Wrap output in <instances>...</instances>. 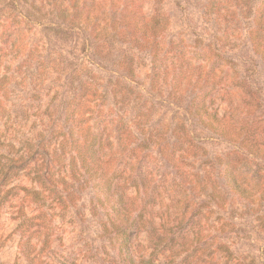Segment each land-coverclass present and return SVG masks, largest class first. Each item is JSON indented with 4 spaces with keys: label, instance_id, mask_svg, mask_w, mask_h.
<instances>
[{
    "label": "rangeland",
    "instance_id": "374dc122",
    "mask_svg": "<svg viewBox=\"0 0 264 264\" xmlns=\"http://www.w3.org/2000/svg\"><path fill=\"white\" fill-rule=\"evenodd\" d=\"M67 1L0 0V7L7 3L17 8L0 10V24L9 22L21 32L18 37L7 31L0 35V87L7 90L0 99L14 103L19 116L32 119L39 101L41 108L50 102L51 112L57 98L50 97L55 90L60 93L57 75L69 65L59 61L58 53L103 72L87 54L92 48L83 52L84 32L63 38L37 24L57 21L53 7ZM76 1L91 17H107L117 26L109 32V59L121 69L132 56L139 88L149 90L155 82L150 80L151 53L163 77L158 80L160 100L150 99L153 142L140 145L143 157H132L129 170L133 175L136 166L142 176L137 186L128 180L124 186L134 201L131 214L138 216L137 223L127 244L119 245L112 234L102 232L106 222L101 208L90 209L91 190L66 196L67 185L45 186L37 197L15 199L0 208V264H264V154L251 157L245 152L253 142L264 149V70L245 34L253 9L264 0ZM208 2L221 12L214 22L203 14ZM36 9H51V14L42 17L32 12ZM149 15L157 17L158 25L142 38L138 26ZM87 55L93 64L85 60ZM251 60L256 62L254 73ZM121 87L120 80L114 93L104 80L97 87L105 92L100 104L110 116L114 110L108 106L121 100ZM90 89L87 97L93 104L100 94ZM140 95L147 98L144 92ZM202 100L237 133V141L221 139L197 120L193 108ZM147 137L134 127L130 145ZM172 157L179 158L166 161ZM228 165L233 175L224 173ZM232 176L247 188L259 184L251 189L253 198L228 189L225 183Z\"/></svg>",
    "mask_w": 264,
    "mask_h": 264
},
{
    "label": "trees",
    "instance_id": "16d2710c",
    "mask_svg": "<svg viewBox=\"0 0 264 264\" xmlns=\"http://www.w3.org/2000/svg\"><path fill=\"white\" fill-rule=\"evenodd\" d=\"M76 3V0H68L54 6L53 12L57 21H41L37 24L42 26L43 30L52 29L58 37L63 38L70 37L76 32H84L87 37L83 36V52H88L89 47L92 48L87 54L96 58L95 68L103 72L98 73L82 61L72 62L63 53H58L62 56L59 57V61L69 65L64 66L57 75L60 93L55 90L51 95L50 101L57 99L50 113L48 112L50 102L45 103L41 108L42 103L39 101L32 119L29 118L30 115L19 116L14 103L0 99V208L15 199L21 200L26 196L37 197L42 194L45 186L56 188L57 185H61L66 188L67 185L69 189L65 190L66 196H70L75 191L89 189L94 197V205L90 209L101 208L105 215L107 225L103 224L102 232L112 234L119 245H125L128 242V232L136 226L138 216L131 214L134 201L126 196L124 186L127 180L131 185L137 186L136 182L142 176L136 166L133 175L129 174V170L134 160L132 157H139L138 160L143 157L144 153L141 154L139 151L140 145L149 147L153 142L149 137L152 128L149 120L150 109L154 105L150 99L153 98L156 102V99L160 100L162 96L158 82L161 75L153 62L155 53H151L150 80L155 82H151L149 90L139 88L131 66L132 56L127 58L126 66L121 69L116 61L109 59L108 45L112 40L109 32L117 30V26L108 23L107 17L106 19L91 17L92 12L85 11L84 7ZM29 6L32 8L31 4ZM212 6L213 3L209 2L207 6L205 5L206 10L203 14L206 16V21L214 22L212 18L221 15L219 9ZM44 8L43 6L41 9ZM14 9L17 10L14 4L7 3L0 7V10H5L6 13ZM41 9L32 12L41 14L42 17L51 14V9L46 11ZM229 13L232 17L236 15L233 9ZM156 18L149 15L140 22L138 31L142 38L147 32H152L156 28L158 25ZM6 31L16 37L21 34L12 27L11 23L4 21L0 24V35ZM245 34L253 53L260 58L264 70L263 2H259V5L253 9ZM49 54L47 53L46 56L48 57ZM88 55L85 60L93 64V59H87ZM102 61L107 64H101ZM255 65L256 62L251 60L250 72H255ZM29 75L33 76L31 73ZM102 80L111 85L113 93L119 80L122 83L119 89V92L123 91L120 93L121 100H115L112 107L108 106L109 109L114 110V115L111 116L106 114L108 113L106 109L105 112L103 111L100 104L102 93L105 92L97 87L101 85ZM92 84L95 87H92ZM90 88H93V91L99 90L100 94V97H97L99 100L93 104L87 97V93L92 90ZM179 90L181 88L177 91ZM6 91L0 87L2 94ZM31 92L33 94L34 89ZM140 92H144L147 98L143 99ZM131 95L134 96L130 97ZM30 106L31 104L28 105ZM126 109L128 113L121 114ZM131 111L133 113L129 114ZM193 111L197 120L214 130L221 139L227 142L237 141V133L234 136L231 129H227L225 123L223 122L226 127L220 122L222 117L211 111L204 100L200 105L194 106ZM212 122H215L219 129L217 125H212ZM134 127L145 131L148 137L145 141L130 145ZM25 129L31 133L27 131L29 134H24ZM182 136L184 139L189 137L187 133H182ZM245 152L251 157H261L264 149L253 142ZM178 158H166V161H177ZM122 159L129 161V165H122ZM178 163L176 170L180 167ZM172 167L175 165L172 164ZM228 168V171L225 168L224 173L227 176L233 175L234 168L231 165H228ZM225 184L230 191L241 197L249 195L250 198L254 195L251 189L259 187V184L254 183L247 188L244 181L237 180L234 176L226 180Z\"/></svg>",
    "mask_w": 264,
    "mask_h": 264
}]
</instances>
